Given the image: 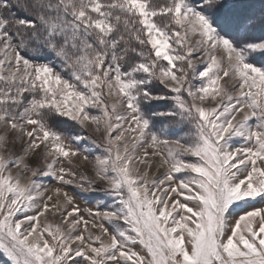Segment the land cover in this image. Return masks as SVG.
Wrapping results in <instances>:
<instances>
[{"label": "snow or ice", "instance_id": "snow-or-ice-1", "mask_svg": "<svg viewBox=\"0 0 264 264\" xmlns=\"http://www.w3.org/2000/svg\"><path fill=\"white\" fill-rule=\"evenodd\" d=\"M0 256L264 264V0H0Z\"/></svg>", "mask_w": 264, "mask_h": 264}, {"label": "rangeland", "instance_id": "rangeland-1", "mask_svg": "<svg viewBox=\"0 0 264 264\" xmlns=\"http://www.w3.org/2000/svg\"><path fill=\"white\" fill-rule=\"evenodd\" d=\"M47 183L53 184V182H51V181H49ZM5 260H6V258L0 256V264H4Z\"/></svg>", "mask_w": 264, "mask_h": 264}]
</instances>
